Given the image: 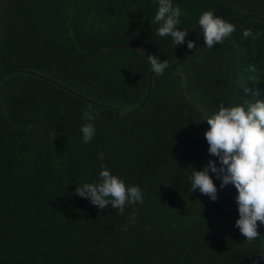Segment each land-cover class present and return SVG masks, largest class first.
Segmentation results:
<instances>
[{
  "label": "trees",
  "instance_id": "1",
  "mask_svg": "<svg viewBox=\"0 0 264 264\" xmlns=\"http://www.w3.org/2000/svg\"><path fill=\"white\" fill-rule=\"evenodd\" d=\"M174 3L192 49L156 35L158 0H0V264H264V225L251 244L234 226L235 187L214 179L212 201L187 179L216 159L207 115L264 99V38L242 35L264 30V0ZM209 9L235 26L213 50L197 23ZM144 52L169 61L162 76ZM99 152L143 204L116 215L75 194L97 179Z\"/></svg>",
  "mask_w": 264,
  "mask_h": 264
},
{
  "label": "clouds",
  "instance_id": "2",
  "mask_svg": "<svg viewBox=\"0 0 264 264\" xmlns=\"http://www.w3.org/2000/svg\"><path fill=\"white\" fill-rule=\"evenodd\" d=\"M187 13L174 0H158L156 11L150 24L156 25V35L167 38L173 48L187 43L192 49L196 41L185 37L189 29L184 26L182 17ZM202 30L204 46L213 50V46L223 44L235 31V26L215 14L212 9L204 10L199 14L197 21ZM243 37L259 40L264 38V30L245 28ZM145 54V52H144ZM150 71L156 76H162L169 67L167 59L161 61L158 55L145 54ZM185 80V77L183 78ZM245 94L252 90L241 86ZM239 88V89H240ZM252 95L260 96L259 92ZM243 103L225 106L221 103L218 109L207 115L209 127L204 132L208 144V153L216 159H209L200 169L190 167L187 179L190 182L191 192L199 191L207 195L212 201L218 199V187L214 179L219 181V189L229 184L237 190L235 203L238 207V219L235 227L247 238L249 244L260 236L258 222L264 225V99L242 100ZM99 113L89 106L82 113L86 122L80 127L81 139L89 144L96 137L95 121ZM98 177L92 182H84L76 186L75 194L87 199L99 209L111 205L116 215H124L125 209L131 205L143 204L145 195L138 184H127L119 175L115 174L107 164L103 163L105 155L98 153ZM137 214L133 212L129 224L136 222ZM127 230V225L124 226Z\"/></svg>",
  "mask_w": 264,
  "mask_h": 264
},
{
  "label": "water",
  "instance_id": "3",
  "mask_svg": "<svg viewBox=\"0 0 264 264\" xmlns=\"http://www.w3.org/2000/svg\"><path fill=\"white\" fill-rule=\"evenodd\" d=\"M117 117H118V118L120 117V113H117Z\"/></svg>",
  "mask_w": 264,
  "mask_h": 264
}]
</instances>
